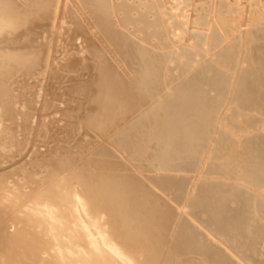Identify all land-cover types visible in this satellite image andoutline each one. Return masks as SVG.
Returning <instances> with one entry per match:
<instances>
[{"label": "bare ground", "instance_id": "obj_1", "mask_svg": "<svg viewBox=\"0 0 264 264\" xmlns=\"http://www.w3.org/2000/svg\"><path fill=\"white\" fill-rule=\"evenodd\" d=\"M18 16L49 38L42 58L43 41L12 28ZM70 20L81 75L96 67L91 122L109 133L72 167L73 154L27 159L31 79L49 74L52 39ZM134 99L151 100L144 115L165 127L156 167L192 178L147 177L130 162ZM262 109L264 0H0V264H264V117L248 112ZM206 168L215 182L200 177ZM200 179L212 190L199 204Z\"/></svg>", "mask_w": 264, "mask_h": 264}, {"label": "rangeland", "instance_id": "obj_2", "mask_svg": "<svg viewBox=\"0 0 264 264\" xmlns=\"http://www.w3.org/2000/svg\"><path fill=\"white\" fill-rule=\"evenodd\" d=\"M22 16H24V14ZM22 16H18V18L19 19L24 18L25 21L17 20L19 24L16 25V26H19L20 28L19 29L18 27H12V28L17 29V31L15 30V32H18L20 29L27 32V38L31 37L32 39L33 37V41L31 42H35L34 38L36 39V42L39 39H41L43 43L40 46H37V48H39L38 50L39 52H41V58H42V56H44L43 53L47 51L45 49H48V47L50 46V42L48 41L49 38H47L46 40H44L43 38H40L41 37L40 31L42 30L41 32H43V29H41L42 26H40L41 28L39 31L38 22L32 20L33 15L32 17L25 16L23 18H20ZM29 17L32 19L30 21L26 20L27 18L30 19ZM25 22H27L26 23L27 25L25 24ZM20 23H24L26 25L25 26L26 28L28 26L27 28L28 30L25 29V27H22L23 25H21ZM32 24H34L33 27L34 26L36 27L32 28V26H30ZM127 28L128 27L126 26L124 27V29H127ZM75 29H77V25H74L73 22H71L70 20L67 28L65 29L66 34L64 35L57 34L52 39L51 50L53 51V56L58 57V60L54 62L53 64H51L49 74L46 75L45 77L46 81L44 80V75H42L43 71H39L41 69L38 70L41 73H38V75L37 73L36 74L34 73L31 79L30 87H31V92L33 93V103H32L33 112L31 115H29V117L30 116L32 117V115L34 114L33 119H31L30 117V120L32 124L35 125V127L33 131L34 133L32 132L33 136H32L31 143H30L31 144L30 148L32 147V153L30 154V156L32 155V157L28 155L29 156L27 157L28 160L29 158L37 160L39 158H42L43 155H47L49 157L51 155V157H53V154L54 155H57V154L65 155V156L70 155L69 157H72V158L74 155L75 159L78 156L79 157L83 156V158L81 159L79 157L77 158L79 160H82V159H86L89 153H91V151L95 149L96 146H98L95 143V141L96 142L98 141L99 143H101L99 139H102L103 143H107L106 138L109 136V133H107V130L104 127L105 124L107 127V123L101 121L100 123L102 125L101 124L95 125L96 123L92 124V122L94 121L91 122V118L93 116L91 114L93 103L91 102L90 100L91 98H89V96L95 95L93 93L97 89L95 85V80H94L95 78L93 79L94 76H92V71H93L92 67H95V66H93L92 64L84 65L83 67L85 70L82 73L83 75H81L82 70L78 68V66L76 65L77 63L75 64V60H77V57H78V52H77L78 50L75 48L76 46L75 44L76 30ZM94 30H95L96 38L99 41V35H98L99 32L98 30H96V28H94ZM28 31H30V33ZM89 31H90L89 29L85 30V36H87V33ZM95 34L93 36H95ZM146 40L147 39L144 38V41ZM34 44L35 43H33V45ZM33 53L35 54V52ZM33 53L31 54V56L35 57L36 55H34ZM254 53L256 54V50L254 51ZM39 68H41V66ZM175 70H173V72ZM102 71L103 72L105 71L104 68H102ZM84 77L87 80V84L84 83ZM41 78L43 79L41 80ZM258 80H260V77L255 78V80H252V81L258 82ZM85 88L87 89V91L84 90ZM79 90L81 91L84 90L83 94H81L80 93L81 91ZM242 92L245 93V91H242ZM85 93L87 96H85ZM76 94H80V95H76ZM72 97H74L75 100L72 99ZM78 99L80 101H78ZM72 101L74 102L72 103ZM98 103H97L98 105L97 107L101 109L102 105L100 106V103L99 104ZM126 104H127L126 105V115H125L126 122H129L131 126H132V123L136 124L137 128L134 130L141 135V137L137 136L138 143L136 142V147L138 148L139 151L138 153L134 155L132 159H130V162L134 161L136 165L137 164L142 165L144 167L143 173L147 177H149L150 174L158 175V173L161 174V172H166V173L169 172V173L178 174L180 176L187 175L188 177L192 178L191 176L197 173V172H194L195 170H189V171L187 170L185 171L167 170L165 171V170H160L158 169V167H156L155 163L161 162V157L158 154L162 148V145H160L159 143L158 136H160L161 132L164 131L165 127L163 125V121H161L160 118H155V113L153 111H150V113H148L146 116L144 115L146 108L152 104L151 100L140 101L138 99H134L132 101L128 100ZM78 105L81 108L78 107ZM231 105L232 106L229 108V110L233 109L234 112L236 111L237 108L242 109L243 111H247L243 109L241 104L237 105L236 101H233ZM100 109H97L95 111L99 110L101 112L98 111V113H100V115L102 113L103 115L102 111L104 109L103 108L101 110ZM68 110L73 111V113L71 112L70 114V111ZM248 112L252 113L253 115L257 114L258 116L260 115L261 117H264V109H262V111L259 113H257L254 110H250V111L248 110ZM233 123L236 124L237 121L234 120ZM257 124H258V127L262 125L261 132L259 133L258 137L263 138L264 137V121L258 120ZM131 129L133 128H130V130ZM107 134L108 136L105 137ZM157 147L159 148L157 149ZM27 152L28 151H26L23 154L25 155ZM156 152H157V155L153 156V154ZM21 157L22 156H20V158ZM79 160L74 161V158H73L71 160V162H73V165H71V167L74 165H77L76 162H78ZM182 161L185 162V160H182ZM227 170L229 171V173L235 174L233 171L229 169ZM129 171H134V170L130 168ZM199 174L201 175L200 177L203 178V180L206 178L208 181L212 183L217 180L215 178L217 177V175L211 172L210 168L204 169V172L202 174L201 173ZM201 182H202V179L195 181V184L197 183L196 185L197 189L195 191L194 197L198 203H199L200 195L208 198L209 192L212 190L211 188L209 189L205 188V191L201 192L199 189V187L201 186L200 185ZM189 184H191V182ZM197 192H199L200 194H198Z\"/></svg>", "mask_w": 264, "mask_h": 264}]
</instances>
